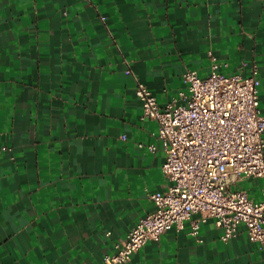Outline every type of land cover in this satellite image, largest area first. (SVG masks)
<instances>
[{"label":"crops","instance_id":"crops-1","mask_svg":"<svg viewBox=\"0 0 264 264\" xmlns=\"http://www.w3.org/2000/svg\"><path fill=\"white\" fill-rule=\"evenodd\" d=\"M208 51L227 73L257 64L264 115V0H0V264H102L155 211L165 153L135 79L162 106ZM231 188L258 201L264 177ZM220 235L187 220L124 264H264L243 225Z\"/></svg>","mask_w":264,"mask_h":264},{"label":"built area","instance_id":"built-area-1","mask_svg":"<svg viewBox=\"0 0 264 264\" xmlns=\"http://www.w3.org/2000/svg\"><path fill=\"white\" fill-rule=\"evenodd\" d=\"M101 16V20H104ZM210 58L206 75L195 69L183 74L186 90L164 105L139 79L136 96L142 118L156 121L165 160L161 169L169 185L149 197L154 212L137 220L115 251L102 264H124L147 240L159 241L170 228L180 230L190 221L197 237L201 224L212 219L222 241L235 237L243 225L248 238L264 247V189L255 201L231 186L243 177H264V115L259 106L258 66L248 76L223 71L227 62ZM126 73H131L127 68ZM124 138V136H123ZM155 151L154 144L144 145ZM8 150L0 145V155ZM198 213V218L191 216Z\"/></svg>","mask_w":264,"mask_h":264},{"label":"rangeland","instance_id":"rangeland-1","mask_svg":"<svg viewBox=\"0 0 264 264\" xmlns=\"http://www.w3.org/2000/svg\"><path fill=\"white\" fill-rule=\"evenodd\" d=\"M159 104V103H158ZM160 105V104H159Z\"/></svg>","mask_w":264,"mask_h":264}]
</instances>
